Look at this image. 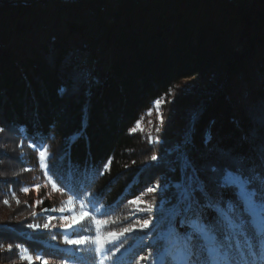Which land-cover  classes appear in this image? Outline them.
I'll return each mask as SVG.
<instances>
[{"label": "trees", "instance_id": "obj_1", "mask_svg": "<svg viewBox=\"0 0 264 264\" xmlns=\"http://www.w3.org/2000/svg\"><path fill=\"white\" fill-rule=\"evenodd\" d=\"M208 75L209 87L180 95L185 79ZM163 98L175 115L152 132L159 142L130 132ZM0 129V212L16 210L21 186L37 180L52 193L40 206L51 216L69 198L85 205L89 217L73 232L92 237L94 219L108 231L129 225V201L166 176L172 207L159 225L166 231L179 212L169 241L178 254L190 229L171 184L185 159L213 203L235 199L213 167L264 177V0H0ZM26 223H6L0 243L50 264H98L89 243H61L63 226L35 233ZM129 240L119 264L144 250Z\"/></svg>", "mask_w": 264, "mask_h": 264}, {"label": "snow or ice", "instance_id": "obj_2", "mask_svg": "<svg viewBox=\"0 0 264 264\" xmlns=\"http://www.w3.org/2000/svg\"><path fill=\"white\" fill-rule=\"evenodd\" d=\"M157 107V115L160 124H163L162 114L159 112L160 100L155 101ZM137 129L143 131L141 122H136V127L130 129V132H135ZM159 131V129H156ZM3 131V129H0ZM149 141L157 143L158 138L151 137ZM35 147V145H33ZM46 149H42L39 153L41 160L45 159ZM150 159L156 161L159 157L153 154ZM110 163V161H109ZM183 171L180 180H176L171 184L175 188V196L178 206L183 208V219L180 221L190 231L184 236L183 246L178 254L174 253L171 245L170 237L173 234V215H179V212H169L168 221L169 228L166 231H160L157 239L163 242V249L157 250L156 256L148 259H154L156 264H264V177L245 174L240 167H225L223 169L213 167L211 169L218 186L222 189L231 190L235 197L234 200L221 201L213 203L207 192L205 183L201 180L198 171L192 165L190 159H185L182 165ZM36 190L39 191V186L36 185ZM55 187V186H54ZM160 187L156 184L153 187L147 188V193H153ZM167 187V185H166ZM23 192L27 193L29 189L24 187ZM15 196V193H12ZM205 199V203H201L198 198ZM143 195V193L141 194ZM4 204L9 201L5 199ZM17 203L19 201L17 200ZM37 204L42 201H36ZM135 206V211L151 212L156 205L142 201L141 197H136L135 200L129 201ZM167 201L161 202L160 206V221L166 219L165 209L163 205ZM145 204L146 207H141ZM211 208L216 217L214 221H209L205 214V209ZM55 210V209H53ZM45 211H48L45 209ZM49 219H52L51 217ZM67 219V218H65ZM78 222V221H74ZM97 223H101L97 221ZM152 224L151 217L144 219L141 224L139 221L121 230L120 235L137 230L143 231L148 229ZM30 229H47L49 224L44 225L29 223ZM113 239L118 236L115 233L109 234ZM89 238L79 237L70 239L64 237V242L68 245H82ZM97 245L96 251L104 255V244L99 239L93 240ZM21 245H16L18 258L22 261H27L28 264H35L36 261H41L42 264H50L49 259L41 255L33 256L27 250L21 251ZM123 245L115 246L114 249H108L107 252L111 255H104L105 259H111L116 253L120 252ZM13 244L0 243V250L11 252ZM140 260L145 257H140ZM61 264H67V261H62ZM119 264V261H117ZM139 264V261H137Z\"/></svg>", "mask_w": 264, "mask_h": 264}, {"label": "rangeland", "instance_id": "obj_3", "mask_svg": "<svg viewBox=\"0 0 264 264\" xmlns=\"http://www.w3.org/2000/svg\"><path fill=\"white\" fill-rule=\"evenodd\" d=\"M42 1V0H39ZM65 2L67 0H64ZM44 8H47V5H44ZM91 16V13H89ZM209 76V75H208ZM210 77V76H209ZM215 77L212 75L210 78H192V79H185L179 86V92L181 93H199V90L205 89L211 85V82H214ZM161 104L159 106V112L162 114L163 120L169 119V116L175 115L174 110L171 112L169 109L171 108V101L169 99L163 98L160 100ZM157 105L154 103L153 109L148 111L140 120L141 126L143 128V131L137 129L135 132H141L146 136H149L152 132L155 130L157 125H160L159 118L157 115ZM173 107V105H172ZM136 127V126H135ZM134 127V128H135ZM148 138V137H147ZM23 147V145H20V148ZM173 149H179L177 145L173 146ZM24 154H22L23 156ZM46 159V154H45ZM45 159L42 161L43 168L45 167ZM168 165V164H167ZM169 167V165L167 166ZM156 184H159L160 187L153 193H147V189L143 193V195H139L141 197L142 201H147L148 203H151L153 205H156L157 207H154L153 210L149 212L145 211H135V206L129 203V213L131 215V221L129 222V225H126L124 227L118 228L117 230L108 231L105 228V222L101 220L94 219V236H86L89 239L85 242L89 243L90 247H93V250L95 254L97 255L98 264H110L111 262H115L120 260L122 258V254L128 252L132 248V243L129 240V237L133 236L138 237V241H145V247L143 248L141 254L137 256V260L139 261V264H151L154 262V259H148L149 255L151 257H154L155 251L153 249L155 245V241L157 240L158 233L162 231L160 229L159 223L160 221V206L161 202L167 201L166 204L163 205V208L165 209V214L170 211L172 205L171 202V196L168 195L167 190L170 187L169 179L166 176H163L160 181H157L153 184H151L149 187H153ZM36 185L39 186V191L36 190ZM167 185V187H166ZM27 187L29 191L26 194V197L24 200L15 199L14 201V207L17 208L16 210L14 208L2 209L0 212V228L6 227L8 224L18 223V222H27L26 229L27 232H35V233H45L54 229H59L62 227V229L65 230V236H68L70 239H76L75 233L73 232V225L79 224L82 221L85 222L87 219V208L85 205L81 202H76L72 199H67L63 205H65V209L59 210L55 212V217L51 216V212L43 210L40 206L43 203L44 197L51 195L50 188L48 186H45L41 182H37L35 180L34 182H28V184H23L21 188ZM148 187V188H149ZM54 189V188H53ZM44 194V195H43ZM32 197L33 203L25 208V203H27V198ZM138 197V196H137ZM136 198L132 199L135 200ZM17 200L19 203H17ZM42 201V203L37 204L36 201ZM131 200V201H132ZM141 207H146L145 204H141ZM10 216L12 217L10 219ZM52 219H49V218ZM151 217L152 224L149 226L148 229H145L143 231L139 230V226L137 225V230L124 233L123 235H120V232L122 229L129 227L130 225L134 224L135 222L139 221L141 224L143 223L144 219H147ZM67 218V219H65ZM78 221V222H74ZM97 221H100L101 223H97ZM8 223V224H6ZM29 223L33 224H40L44 225L45 223L49 224V228L45 229L41 227L40 229H30L27 227ZM115 233L118 238L113 239L109 234ZM99 239L104 244V255L110 256V253H107L108 249H114L115 246L123 245L121 247L120 252L116 253L114 257H111V259H105L104 255L97 252V245L93 243V240ZM61 243H63L66 246H73L68 245L64 242V238L62 239ZM7 244V243H6ZM5 244V245H6ZM110 247V248H109ZM24 249L23 246L21 247V251L23 252ZM30 253L29 251H27ZM34 256V255H33ZM140 257H145V259L140 260ZM156 263V262H155ZM0 264H28L27 261H22L18 258L17 249L15 246H13V249L11 252L6 250H0ZM35 264H42L41 261H36ZM137 264V262H136Z\"/></svg>", "mask_w": 264, "mask_h": 264}]
</instances>
